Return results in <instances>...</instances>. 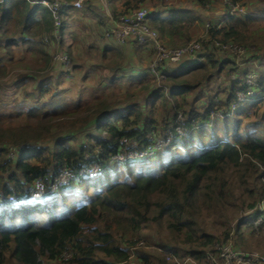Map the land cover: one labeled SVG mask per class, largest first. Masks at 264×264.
Masks as SVG:
<instances>
[{
	"label": "trees",
	"instance_id": "trees-1",
	"mask_svg": "<svg viewBox=\"0 0 264 264\" xmlns=\"http://www.w3.org/2000/svg\"><path fill=\"white\" fill-rule=\"evenodd\" d=\"M104 1L114 19L139 8L146 9L145 3L148 2ZM149 1L154 8L146 9L148 23L169 47L187 45L193 39L190 32L193 26L197 22L204 25V36L197 39L201 46L197 53L203 58L201 63L188 57L176 63H164L159 68V74L164 77L159 86L148 64L145 67H139V64L132 66L125 61L124 51L117 48L113 40L104 42L108 21L102 17L96 19L93 34H99L103 45L88 44L84 53L86 55L93 48L99 54L101 83L112 86L119 78L127 77L128 84L140 88L138 93L147 92L145 101L150 110L160 102L159 107L167 114L165 131L174 130L176 117L181 114L185 117L183 126L192 134L209 123V112L214 106L210 102L203 107L202 113L195 109L194 101L203 96L202 93L188 102L187 97L196 89L200 78L205 80L221 73L227 77L232 72L237 77L242 74L244 77L249 71H258L264 78V69H255L257 65L264 66V45L261 42L264 36L255 29L258 22L264 21V6L257 5L258 1L262 3L264 0H229L232 5L245 9L241 14L231 13V6L224 0H186L192 3L190 8L184 1L175 4L160 0L162 5L155 0ZM222 3L225 5H222L224 18L215 15L208 20L195 10L215 12L214 6ZM93 4V1H88L81 5L82 9L70 8L64 13L58 45L62 48L64 33L72 36V44L64 53L73 63L78 61L75 54L84 43L70 25L75 19L83 24L88 13L98 12ZM52 32L51 15L40 4H30L26 0L0 1V48L8 54L18 46L31 52L27 63L23 58L14 66L17 69L25 67L23 73L16 74L8 82L19 86L31 77H40L36 87L39 95L34 100L36 104L50 94L53 85L54 68L43 42L44 37L49 39L53 35ZM127 44L131 45L139 61L146 54L153 55L154 51L149 47L132 41ZM223 46L229 49L224 51ZM233 47L243 49V54L238 56L230 51ZM261 49L263 55L259 56ZM79 54L81 56L82 53ZM78 66L80 64H73L75 69ZM59 74L65 75L66 72L59 71ZM7 76L6 68L0 65V82H5ZM236 82H229V97L224 103L227 107L234 100L235 88L242 87H236ZM24 87L22 89L26 91ZM126 98V102L133 99L128 95ZM49 99L47 103L42 102L41 106L36 105L27 111L0 112V264H175L167 262L166 253L156 255V262L143 250L133 252L135 256L131 257L130 247L136 243L131 239L144 240L141 233L148 224L167 232L169 237H160L161 246L172 254V258L182 254L202 262L207 253H214L215 245L228 239L229 229L222 232L223 241L220 240L222 237L201 231L203 229L195 221L196 209L220 206L228 197L229 185L237 179L238 189L244 187V192L258 197V201L248 206L249 209L264 199V112H260L258 102L242 105L236 111V123H227L216 129L217 133L208 139L198 136L199 139L194 141L191 134L182 137L179 139L181 147L159 151L154 162H148L150 158H147L140 167L142 160H135L137 164L124 161L119 165L109 161L112 156L124 152L123 140L137 141L139 150L145 148L147 135L154 133L156 126L154 113L152 117H144L136 103L127 104L125 109H115L116 104L111 105L112 102L99 98H95L97 101L92 104L83 103V110L78 111L80 102L76 101L73 108V100L67 103L65 97H59L56 91ZM258 112L262 117L256 121L244 127L237 124L240 117H252ZM68 118L71 119L70 125H80L78 130L62 132L56 126L60 123L56 119ZM114 118L116 123H113ZM63 124L65 129L70 126L68 122ZM91 128L96 135L89 133ZM79 130L84 134L87 145L69 146V136L76 138L73 134ZM44 139L53 142L48 155H44L45 147L41 146L40 141ZM21 145L28 148L10 157L11 149ZM87 155L91 157L89 160L85 159ZM90 161L104 169L99 177H103L110 168L111 172L114 170L109 177L110 184L95 193L88 203H82L62 217L59 215L62 213L60 207L65 204L63 194L45 197L40 209L35 204L18 207L19 204L5 203L8 197L27 196L36 181H43L48 188L63 169L77 174L81 165ZM251 183L256 191L248 189L247 185ZM257 189L260 193L256 194ZM58 198L64 199L60 206L55 202ZM29 210H32L31 215ZM257 215L251 214L250 217L256 218ZM67 250H70L71 257L60 259Z\"/></svg>",
	"mask_w": 264,
	"mask_h": 264
},
{
	"label": "rangeland",
	"instance_id": "rangeland-1",
	"mask_svg": "<svg viewBox=\"0 0 264 264\" xmlns=\"http://www.w3.org/2000/svg\"><path fill=\"white\" fill-rule=\"evenodd\" d=\"M57 1H68V2H74L76 0H57ZM88 1H93L94 2V8L96 7L98 12L96 13H88V17L84 18L83 24L79 23V19H75L71 23L70 29L72 31L76 30L77 37H79L80 41H82L84 44L80 45V49L75 54L76 58L78 61L76 63H73L70 60V65L65 66L63 64H60L57 59V55H67L64 53L66 46H69L72 44V36L70 34L64 33L62 36L63 40V46L62 48H59V39H55L54 37H60L59 33L55 35V32L53 31L51 37L44 42V47L51 56V64L53 65L54 72H53V85L51 86V91L50 94L47 95L46 98L42 100V102L47 103L50 101L49 97L56 91L57 95L59 97H65L66 102L69 103L70 100H73L72 104L74 106L76 105V101L80 102L78 103L80 109L78 111L83 110L84 105L86 103L92 104L93 102L97 101L95 98H99V100H108L107 102H112L111 105H117L116 108L120 109H125V106L128 104H133L136 103L141 107V110L143 112L144 117H152V113H154V119L156 121V126L154 128V133L157 134L160 139L163 138L164 134H166L167 131H165L167 124L164 122V119L166 117V112L159 107V103L155 104V107L150 110L148 107V104L146 103V96L147 92L144 93H138L140 91L139 87H135L134 85L128 84L127 77H123L122 79L119 78L112 86H107V83L105 82L101 83L102 79V70L98 67L102 63H100V58L98 57L99 54L96 53V51L92 48L90 49L87 54L85 55L84 53V48L87 47L88 44L94 43L95 45H99L102 47V39L99 38V34L95 33L93 34L94 30V23L97 18L102 17L104 21H106L107 16H111L110 8L109 6L100 0H81V5L84 6V4ZM161 4V1L155 0ZM169 3L170 2H175V4H180V2H186L190 7H192V3L186 1V0H166ZM227 2V0L224 1V3ZM151 2L148 0L146 5V9L154 8L150 4ZM224 3L221 5H215L213 11L215 12H201L198 9H194L197 11V14H199L200 17L202 18H208V20H211L212 17L215 15H222L221 17L224 18L223 14V6ZM97 4V6L95 5ZM223 5V6H222ZM257 5L259 7L264 6V1L262 3L257 2ZM167 6V5H166ZM241 9V12L237 13H243L245 9L243 7H238ZM82 9V7H81ZM141 9V8H139ZM82 12V11H81ZM98 13V15H96ZM213 13V14H212ZM100 15V16H99ZM94 17V18H93ZM264 17V16H263ZM264 19V18H263ZM78 21V22H77ZM91 21V22H90ZM76 23V24H75ZM79 23V24H78ZM78 24V25H77ZM77 25V26H76ZM76 26V29L73 28ZM82 27V28H81ZM84 27V29H83ZM256 30H259L260 34L264 36V21H260L257 23L255 26ZM96 30V28H95ZM191 34H192V41H198V37H203L205 34V29L204 25L200 22H197L191 29ZM85 35H88L85 38ZM52 38H54L52 40ZM105 40L104 42H108L109 40L103 37ZM85 40V41H84ZM114 41V40H113ZM200 41V40H199ZM188 42V43H190ZM262 45H264V39H261ZM116 45L117 48H120L124 51V57L125 61L130 62V64L133 65H138L139 67L142 65V67H145L146 64L148 66L153 62V60L156 58V53L153 52V55H148L146 54L141 61H139L136 57V54L132 52V47L131 45L127 43H121V42H116L114 41L113 43ZM264 48V46H262ZM224 51L228 50V48H224ZM263 49H261L258 54L259 56L263 55ZM153 51V49L151 50ZM231 51V50H230ZM75 52V48H73V53ZM82 53L81 56L79 53ZM233 53H237L238 56H240L241 52H235L232 51ZM31 52L27 51L26 48H21V46H18L11 52L10 54L7 53L6 50H2L0 48V65H3L6 68V73L8 76L6 77L5 82H0V112H6L8 113H16V112H23L27 111L30 108L39 105L41 106L42 102H39L38 104L35 103L34 100H36V97L39 95V91L36 89L39 81L41 80L40 77H31V79L26 80L22 82V84L16 85L15 83H10V81L13 77H15L16 74L23 73L25 67L23 68H15L14 66L17 65L20 59H25V62L30 59ZM68 56V55H67ZM80 57V58H77ZM69 58V56H68ZM70 59V58H69ZM102 62V61H101ZM256 63V62H255ZM73 64H80V66L73 68ZM105 64H103L104 66ZM253 68V67H252ZM257 70L264 69L263 65H257L255 67ZM250 70V69H249ZM59 71H65V75H60ZM248 71V70H247ZM251 72V71H249ZM86 75V77H84ZM107 75V74H106ZM243 75V74H242ZM242 75H239L238 77L235 76V74L228 73L226 75L227 77L224 76L223 73L220 75H214L209 79H199L200 82H198V86L196 89L188 95L187 100L188 102L192 101L195 97L199 95V93H202L203 96L198 97L196 101H194V106L195 109H197L198 112L202 113L203 107L206 106L207 104L211 102L214 106L212 107L211 111L209 112V123L204 124L203 126H200L199 129H196L192 132L191 135L194 137V141L196 139H199L198 136H201L208 139L209 136L215 135L217 133L216 129H221L227 123L230 125L236 123L235 117H238V114L236 111H233L229 113L228 115H225L223 111H225L228 107L224 103L229 97V82H231L232 78L234 77L236 82V87H241L242 81L244 77ZM105 77V70L103 69V78ZM155 83L158 84L159 86L162 84V78L155 76ZM228 78V80H227ZM55 81V82H54ZM25 83V85L23 84ZM26 87V91L22 89L23 86ZM200 85V86H199ZM24 87V89H25ZM237 88H235L234 91V96ZM29 95H31L29 97ZM126 95L131 96L133 98L132 100H129V102H126ZM126 98V99H125ZM209 98V99H208ZM68 99V100H67ZM235 99V98H234ZM234 101V100H233ZM232 101V102H233ZM86 102V103H85ZM83 103H85L83 105ZM83 105V106H82ZM231 105V104H230ZM259 105H261V110L260 112H264V100L261 102ZM5 106V107H4ZM77 110V109H76ZM73 113V112H69ZM252 115V114H251ZM262 115L261 113H255L252 115V117H240L238 120V125L240 124L241 127H244L246 125H249L251 122L256 121L257 119L261 118ZM185 117L182 115L181 120L184 122ZM232 119V120H230ZM57 121H60L58 125H56L60 130L66 131L67 129L70 131H76L78 130V126H80L78 123L74 125H70L71 119H56ZM91 121V120H90ZM68 122L69 127L65 129V125L63 123ZM113 123H116V118L113 119ZM73 126V127H72ZM199 132V133H198ZM89 133H93L96 135V132L94 131V128L90 129ZM188 133V135H190ZM76 138H70L69 136V146L72 147H77L80 144L86 146L87 142L84 137V134L81 133V131H77L74 133ZM41 146L45 147L44 149V155H48L51 152L52 149V144L53 142L50 139H44L41 140ZM198 143V142H194ZM138 144V143H137ZM177 147H181V141L178 139L175 143L171 144L168 148L166 149H160L161 151H166L167 149H175ZM159 150V151H160ZM159 151H156L151 157H145V158H139L138 160H142L140 162V167H142L145 164V159H148V162H154L155 159L159 154H157ZM30 154V152H28ZM15 155V154H14ZM137 160V161H138ZM126 161V160H125ZM134 161L137 164V161L135 160H128V162ZM124 162V161H122ZM146 162V163H148ZM116 165L121 164V162H114ZM166 164V163H165ZM136 166V165H134ZM137 167V168H140ZM114 172V170H113ZM111 168L105 171V174L103 177L99 176H92V177H78L73 179V181H70V183L67 186H64L60 188L58 191L55 192L54 197H56L58 194H63L64 199H65V204L64 206L60 207V212H62L59 216L62 217L64 214L66 215L69 211L73 210L74 208L78 207L82 203H88V201L94 197L95 193L99 192L102 189H105L109 184V177L111 176ZM153 172H156V170H153ZM238 178V175L236 179ZM99 179V182L97 180ZM53 181V180H52ZM251 182V180L249 179ZM69 182V181H68ZM67 182V183H68ZM42 184V183H41ZM238 179L235 181L232 185H229V194L228 197L223 201V203L220 206L217 207H210L208 209L201 207L198 210L196 209L195 211V221L197 222V226L200 229H203L201 231L205 232H210L215 234L220 238L221 241H223V234L222 232L226 231L229 229V235L228 239L226 242H230L232 244V247L240 253H244L250 257L254 256H260L264 259V220L258 224L257 226H253V224L256 222V218L250 217L251 214H256L257 210L254 208H257L259 205V202L256 204L254 208L249 209L248 206L250 204L255 203L258 201V197L255 194H249L243 191L242 189H238ZM50 186V184H49ZM248 189H252L256 191V188H254V185L248 184L247 185ZM233 191V193H232ZM258 192L260 193L259 189H257ZM52 195V194H51ZM51 195H47V198H50ZM53 197V196H52ZM44 199H46L44 197ZM62 198H58L55 202H59L57 205L60 206V203L64 201ZM37 205L39 208L40 206L43 207L42 202H34V203H19L18 207H21L22 205L28 206V205ZM51 204V203H50ZM31 207H29L30 209ZM40 209V208H39ZM31 211H28V214L31 215ZM241 222V223H240ZM237 227L239 230H237ZM142 237H145L144 240L140 239H131V242L135 243L136 246H132L130 250L131 257H134L135 255L133 252H137L140 250H143L145 253L149 254L151 257V260L156 262V255H163L166 253L167 256V262L175 263V264H208L205 263V261L202 262H197L194 261L188 257L184 256L181 254V256H177L175 258H172V254L169 252H166L165 249L161 246V240L160 237H169L166 231H161L158 230L153 224H148L144 227L141 233ZM225 242H222V244ZM163 253V254H162ZM48 264H56V263H48ZM213 264H225V261L222 259H217L216 262ZM264 264V262L262 263Z\"/></svg>",
	"mask_w": 264,
	"mask_h": 264
},
{
	"label": "built area",
	"instance_id": "built-area-1",
	"mask_svg": "<svg viewBox=\"0 0 264 264\" xmlns=\"http://www.w3.org/2000/svg\"><path fill=\"white\" fill-rule=\"evenodd\" d=\"M1 1V0H0ZM30 4H40L45 7L52 18L53 21V31L55 35L59 33V28L63 21L64 13L70 8H80L81 0H76L74 2L68 1H57V0H26ZM225 1V0H224ZM225 4L230 5L231 13L241 12V9L238 6L232 5L229 0ZM148 10L145 8L138 9L134 12H131L126 15L119 16L117 19H111L108 21V26L104 30V36L108 40H114L121 43L136 42L138 45L145 47H150L156 53V58L149 65V70L155 76L164 78L159 74V68L166 62L176 63L181 61L183 58L188 57L196 63H201L203 58L197 53L200 50V43L197 41L190 42L185 46L179 47H169L159 37L157 31L151 28L147 20ZM112 18V17H111ZM47 37L43 38V42L47 41ZM219 46V44H216ZM228 48L226 46L222 47ZM231 51L243 53V49L233 47ZM58 61L65 66L70 65V59L66 55H57ZM232 80L236 81L233 77ZM238 81V80H237ZM242 87L238 88L235 92L234 101L231 105L223 111L225 115L238 110L242 105L258 102L261 103L264 100V78L258 71L248 72L243 81ZM181 114H178L176 117V125L174 130H167L163 138L151 133L147 135L148 144L145 148L139 150L137 141H126L123 140L125 145V150L122 153H117L112 156L110 163L122 162L128 160H138L139 158L151 157L156 151L160 149H166L171 144L175 143L178 139L185 137L190 134L188 130L183 126V120H181ZM27 145H21L17 148L11 149L10 157H15L18 152L27 149ZM161 151V150H160ZM15 154V155H14ZM91 157L86 156V160H89ZM104 172V169L100 168L99 165L95 162H88L81 165L77 174L71 173L67 169H63L57 177L51 181L50 186L47 188L43 181H36L32 191L27 196H22L19 198L8 197L5 203H14V202H35L38 201L47 195L54 194L60 188L67 186L70 181L78 177H92L100 176ZM69 181V182H68ZM68 182V183H67ZM42 183V184H41ZM257 218L253 226H257L264 220V199L259 201L257 208ZM136 244V243H135ZM134 245L133 248H135ZM130 247V250L133 249ZM214 253H207L205 258V263L213 264L217 259H222L225 261V264H262L264 259L262 257L254 256L250 257L244 253L236 251L230 242L223 244H217L213 248ZM168 256V255H167ZM71 257L70 250L64 251L60 255V259L67 260ZM169 257V256H168ZM194 262V261H193Z\"/></svg>",
	"mask_w": 264,
	"mask_h": 264
},
{
	"label": "clouds",
	"instance_id": "clouds-1",
	"mask_svg": "<svg viewBox=\"0 0 264 264\" xmlns=\"http://www.w3.org/2000/svg\"><path fill=\"white\" fill-rule=\"evenodd\" d=\"M44 198L38 200V201H35V202H39V201H42ZM19 203L23 204V203H34V202H14V203H9V204H15V205H18Z\"/></svg>",
	"mask_w": 264,
	"mask_h": 264
},
{
	"label": "crops",
	"instance_id": "crops-1",
	"mask_svg": "<svg viewBox=\"0 0 264 264\" xmlns=\"http://www.w3.org/2000/svg\"><path fill=\"white\" fill-rule=\"evenodd\" d=\"M111 17H112V16H107V17H106V21H111V19H114L113 17H112V18H111ZM59 35H60V34H59ZM64 35H65V34H64ZM64 35H63V36H64ZM54 38H55V39H59V38L61 39V35H60V37H57V38L54 37ZM66 47H67V46H66ZM149 48H150V47H149Z\"/></svg>",
	"mask_w": 264,
	"mask_h": 264
}]
</instances>
